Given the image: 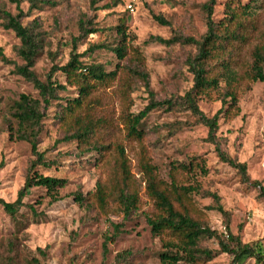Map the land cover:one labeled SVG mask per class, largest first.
Returning a JSON list of instances; mask_svg holds the SVG:
<instances>
[{
  "label": "rangeland",
  "instance_id": "1",
  "mask_svg": "<svg viewBox=\"0 0 264 264\" xmlns=\"http://www.w3.org/2000/svg\"><path fill=\"white\" fill-rule=\"evenodd\" d=\"M45 1L39 8L32 9H29L28 0L19 3L24 12L22 24L28 25L36 19L37 30L42 33L43 48L33 66L41 79L46 78L52 66L59 67L68 61L72 40L79 36L78 22L82 18H90L99 31L79 38L75 52L81 53L83 63L101 64L105 71L113 70L118 62L111 50L119 40L117 25L124 22L126 33L134 36L131 44L140 51L143 62H134L129 54L120 62L117 77L92 95L89 108H93L96 118L110 121L109 130L102 127L100 131L106 143L124 145L139 189V208L135 214L124 217L115 202H110L105 214L75 201L74 192L93 191L97 179L104 180L108 176L110 163L108 156L99 157L95 151L79 154L75 141H60L63 126L58 111L66 98L77 96L76 88L68 86L58 92L59 99L53 100L45 110L37 138V149L52 163L49 167L37 165L34 168L42 175L64 178L67 183L57 189V199H52L42 187H30L15 216L6 213L0 204V264H161L158 254L164 250L163 241L151 233L145 221L154 207L139 166L143 154L148 156L159 178L170 183L173 172L180 184L191 187L190 197L204 213L205 223L211 229L222 233L226 240L230 234L242 243L254 244L264 255V201L259 188L244 183L234 168L219 159L215 144L208 140L207 127L190 111L181 105L170 110L166 107L152 109L143 119L144 139L139 142L124 137L122 114L126 107L137 113L149 102L144 81L133 74V66L146 72L149 89L156 100L175 99L193 83L187 62L196 54V45L166 46L146 40L150 35L163 38L182 35L199 40L206 32L203 6L208 0ZM228 2L255 6L258 30H264L261 0H216L214 21L224 17ZM0 6L11 14L18 11L16 4L9 0H0ZM154 15L162 16L169 25L160 24L154 20ZM4 23L5 19L0 17V48L8 60L0 59V199L12 202L30 174L34 156L30 144L17 139L18 125L11 113L21 93L39 95L29 81L14 71L16 65L23 64L16 52L20 40L11 29L4 27ZM92 44L106 47L91 51L88 48ZM250 48L248 44L241 45L240 60ZM52 79L65 83L59 70L53 72ZM125 81L129 83L127 92L122 88ZM219 86L223 87L224 81L221 80ZM215 96L212 92L198 101L207 116L214 115L221 106ZM238 107V114L232 118L220 114L216 140L222 151L246 164L251 180H258L264 187L263 83L252 82L249 89L240 94ZM195 160L203 162L205 173L194 163L191 170L182 167ZM212 193L218 196V204L225 214L209 209L216 205ZM109 236L112 239L106 240ZM199 246L215 252L208 264H231V255L220 250L217 239L203 238ZM241 263L264 264L253 257H245Z\"/></svg>",
  "mask_w": 264,
  "mask_h": 264
},
{
  "label": "trees",
  "instance_id": "2",
  "mask_svg": "<svg viewBox=\"0 0 264 264\" xmlns=\"http://www.w3.org/2000/svg\"><path fill=\"white\" fill-rule=\"evenodd\" d=\"M9 1L16 4L17 13L11 14L0 6V17L5 19L4 27L11 29L20 40L16 52L23 60V64L16 65L14 71L33 85L39 97L21 93L14 103L11 115L18 125L16 137L30 144L34 158L29 167L30 174L18 191L16 199L12 202L0 199L2 208L10 216H15L23 206L22 200L30 187H42L52 199H57V189L66 185V179L42 175L34 168L37 165L49 167L52 163L37 149V138L45 110L51 106L53 100L59 99L58 92L66 90L69 86L76 88L77 96L66 98L65 104L61 105L58 111V118L63 126V137L60 141H75L79 154L95 151L99 157L108 156L107 160L110 163L108 176L104 180L97 179L93 191L85 194L80 191L74 192V199L80 205L97 208L105 214L108 213L110 202H115L124 217H130L136 213L140 202L139 189L131 172L130 160L121 142L106 143L100 131L102 127L109 130L110 121L107 118H96L89 104L92 95L100 87L106 86L117 77L120 62L129 54L134 62H143L140 51L131 44L134 36L126 33L124 22L117 25L119 40L111 50L118 62L113 70L105 71L101 64L83 63L80 60L81 53L75 52L76 41L79 38L99 31L90 18H82L78 22L79 36L72 40V51L68 61L59 67L52 66L46 78L41 79L33 69L35 60L43 48L42 33L37 30L38 22L33 19L28 25L22 24L24 12L19 6L20 0ZM215 1L208 0L203 6L206 13V32L199 40L182 35H172L169 38L158 35L148 37L146 42L166 46L175 43L196 45V54L187 62L193 83L183 95L175 99L156 100L149 89L146 72L137 65L133 66V74L144 81L149 102L137 113L130 112L129 106L126 107V112L122 114L124 137L129 141L140 142L145 136L142 128L143 119L152 109L166 107L170 110L181 105L190 111L199 123L207 127L208 140L215 144L219 159L234 168L244 183L258 187L259 195L264 201V187L258 180L249 178L244 162L220 149L215 135L220 114L225 118L236 116L239 111L240 94L249 89L252 82L259 81L264 85V30L259 32L258 13L254 9L255 6L250 3L232 5L228 2L225 5L224 17L214 21L212 14ZM28 2L29 9H32L39 8L46 1ZM260 5L264 6V0H261ZM153 18L162 25H169V22L160 15H154ZM244 44L250 45L251 48L245 58L240 60L238 50ZM104 47L106 46L103 44H92L88 49L94 51ZM0 59L8 61L1 48ZM55 70L63 74L65 83L52 79ZM221 80L224 81V86L219 88ZM122 88L123 92H127L125 89L129 88L128 81H125ZM212 92L216 93L215 98L220 100L221 106L214 115L207 116L200 109L198 101L201 97L210 96ZM193 163L202 173L206 172L202 161H191L182 167L191 170ZM139 166L146 179V193L154 207V212L147 215L145 221L151 233L160 236L163 241L164 250L158 254L161 264L181 262L208 264L215 252L199 246V241L203 238L217 239L220 250L231 255V264H242L241 261L245 257H253L258 263L264 262V255L260 254L256 245L242 243L238 237L230 234L229 240H226L222 233L211 229L205 223L204 213L196 207L190 197L191 187L180 184L173 172L170 173V183L162 180L158 177L154 165L149 162L148 156L144 154L140 158ZM210 195L215 199L216 205L209 206V209H216L225 214L218 204V196L214 193ZM30 207L32 209V206ZM114 229L118 231V225H115ZM110 239L111 236L106 238Z\"/></svg>",
  "mask_w": 264,
  "mask_h": 264
},
{
  "label": "built area",
  "instance_id": "3",
  "mask_svg": "<svg viewBox=\"0 0 264 264\" xmlns=\"http://www.w3.org/2000/svg\"><path fill=\"white\" fill-rule=\"evenodd\" d=\"M128 7L132 10V7H131V5H128Z\"/></svg>",
  "mask_w": 264,
  "mask_h": 264
}]
</instances>
